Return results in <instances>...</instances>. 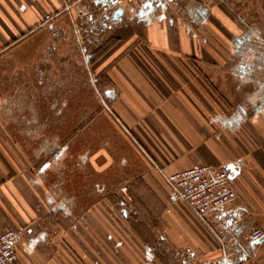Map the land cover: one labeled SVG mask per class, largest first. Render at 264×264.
<instances>
[{
	"label": "crops",
	"instance_id": "crops-1",
	"mask_svg": "<svg viewBox=\"0 0 264 264\" xmlns=\"http://www.w3.org/2000/svg\"><path fill=\"white\" fill-rule=\"evenodd\" d=\"M106 3L0 0L13 264H264V0ZM232 162L239 220H200L164 179Z\"/></svg>",
	"mask_w": 264,
	"mask_h": 264
},
{
	"label": "built area",
	"instance_id": "built-area-1",
	"mask_svg": "<svg viewBox=\"0 0 264 264\" xmlns=\"http://www.w3.org/2000/svg\"><path fill=\"white\" fill-rule=\"evenodd\" d=\"M142 0H107L105 6H123L129 3H141ZM240 171L235 162L223 165L196 164L191 167L164 174V179L174 196L184 202L192 213L202 221L209 218L222 220L225 216L239 220L244 208L234 207L237 193L234 178ZM263 232L254 230L249 238L258 240ZM18 233L13 229L0 232V264H13L17 259L14 243ZM260 264L255 258H246L239 262L230 254H223L216 263Z\"/></svg>",
	"mask_w": 264,
	"mask_h": 264
},
{
	"label": "water",
	"instance_id": "water-1",
	"mask_svg": "<svg viewBox=\"0 0 264 264\" xmlns=\"http://www.w3.org/2000/svg\"><path fill=\"white\" fill-rule=\"evenodd\" d=\"M220 264H231L230 262H227V263H220Z\"/></svg>",
	"mask_w": 264,
	"mask_h": 264
}]
</instances>
